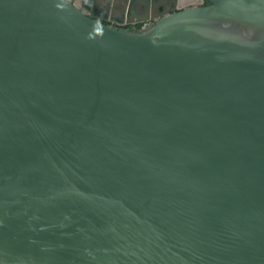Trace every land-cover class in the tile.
<instances>
[{
    "label": "water",
    "instance_id": "water-1",
    "mask_svg": "<svg viewBox=\"0 0 264 264\" xmlns=\"http://www.w3.org/2000/svg\"><path fill=\"white\" fill-rule=\"evenodd\" d=\"M178 1L0 0V264H264V0Z\"/></svg>",
    "mask_w": 264,
    "mask_h": 264
},
{
    "label": "flooded vegetation",
    "instance_id": "flooded-vegetation-1",
    "mask_svg": "<svg viewBox=\"0 0 264 264\" xmlns=\"http://www.w3.org/2000/svg\"><path fill=\"white\" fill-rule=\"evenodd\" d=\"M76 2L88 14L93 13L99 17V20L105 24H112L114 27L127 29L130 31H141L155 23V21L164 15L166 11L173 9L178 0H71ZM177 2V3H176ZM187 5L197 3L200 5L208 4L207 0H184ZM208 2V3H207ZM139 20L134 23L119 24L117 21L123 19ZM113 19V20H111Z\"/></svg>",
    "mask_w": 264,
    "mask_h": 264
},
{
    "label": "rangeland",
    "instance_id": "rangeland-1",
    "mask_svg": "<svg viewBox=\"0 0 264 264\" xmlns=\"http://www.w3.org/2000/svg\"><path fill=\"white\" fill-rule=\"evenodd\" d=\"M77 1V0H76Z\"/></svg>",
    "mask_w": 264,
    "mask_h": 264
},
{
    "label": "trees",
    "instance_id": "trees-1",
    "mask_svg": "<svg viewBox=\"0 0 264 264\" xmlns=\"http://www.w3.org/2000/svg\"><path fill=\"white\" fill-rule=\"evenodd\" d=\"M208 3V2H207Z\"/></svg>",
    "mask_w": 264,
    "mask_h": 264
}]
</instances>
